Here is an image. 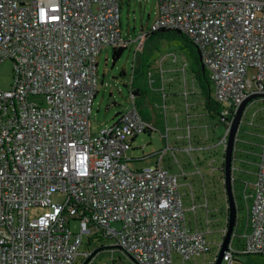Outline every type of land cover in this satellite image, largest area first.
Listing matches in <instances>:
<instances>
[{"label": "built area", "instance_id": "built-area-1", "mask_svg": "<svg viewBox=\"0 0 264 264\" xmlns=\"http://www.w3.org/2000/svg\"><path fill=\"white\" fill-rule=\"evenodd\" d=\"M124 1L0 0V67L7 60L13 63L11 87L0 89V264H91L104 250L112 252L113 264L116 257L125 264H175L176 259L178 264H198L200 258L203 264H216L229 215L224 228L215 229L220 239L213 252L208 234L214 224L199 163L206 160L214 170L215 160L207 157L211 152L196 159L192 153L220 148L228 213L229 136L240 106L252 96L257 97L243 112L231 157L234 199L236 184L242 185L245 208L236 202V222L221 264H233L241 256L264 257V124L256 123L258 112L248 119L249 107L264 101V0H157L155 22L136 39L140 48L150 35L165 29L183 34L207 73L217 112L209 120L196 77L187 76L189 58H181L182 66L175 70L184 99L183 125L176 119L177 128L189 142L190 162L185 165L191 170L179 164L180 148L170 145L168 135L160 151L145 153L143 145L141 157L129 156L139 136L157 131L141 112L149 102L138 93L142 88L134 87L135 75L131 107L97 136L91 134L100 84L98 58L107 47L129 44L121 30ZM168 58L178 60L175 54L166 56L161 67ZM148 79L152 86L151 72ZM168 80L166 85L173 79ZM164 81L160 79L158 90L166 119L172 93ZM195 95L202 101L204 124L190 102ZM211 121L216 124H208ZM220 124L222 137L214 140L217 132L210 126ZM247 126L262 129L258 152L249 149L251 141L239 137L254 135L244 129ZM240 143L246 146L240 148ZM144 161V166L135 165ZM242 174L253 180L241 181ZM190 175L200 181L201 196L195 194ZM182 185L189 189L190 209L185 208ZM56 194L65 200L55 203ZM39 208L44 212L31 217V210ZM198 208L204 210L201 220ZM190 211L194 215L188 220ZM73 221L78 223L76 232ZM237 238L241 242L236 246ZM96 239L112 243L97 248Z\"/></svg>", "mask_w": 264, "mask_h": 264}, {"label": "rangeland", "instance_id": "rangeland-1", "mask_svg": "<svg viewBox=\"0 0 264 264\" xmlns=\"http://www.w3.org/2000/svg\"><path fill=\"white\" fill-rule=\"evenodd\" d=\"M157 15V0H130L128 3H124L121 7V30H122V38L129 42L127 49L121 58L113 65V49L107 47L102 51L98 58V76L100 80L99 84V93L97 94L93 112L91 114V134L93 136H97L100 129L108 127L113 124L115 117L118 113H122L127 111L131 107L130 101V89L132 84V75H135V84L134 87H141L145 90L144 98L149 102L147 104V108L145 110V116L149 118L153 122L157 131L152 134H144L139 136L134 146L137 148L129 152V156L141 157L142 151L140 150L143 145H146L145 153H153L158 152L162 148L167 146L166 135H168L170 145H174L180 148L176 153L177 160L180 165L185 166L186 170H191V167L187 164L190 162V157L186 152V149L189 147V142H187V138L185 137L184 130L182 128H177V121L179 124L183 125V107H184V99L183 95H181L180 90L176 91V94H172L168 97L167 103L170 102V109L168 108L166 119L163 109L161 105L163 104V98L161 95V91L158 90L160 86V79L163 78L164 84L166 85L168 79H173L170 81L173 86H180L179 89H182V85L180 82V74L175 72L179 67L182 66L181 58L188 57L191 63L192 48L186 47L185 43L179 39H170L166 40V38H155V40L149 43L150 52H145V46H147V42H144L142 46L139 48L138 42L136 39L144 32L149 31L151 25L155 22ZM148 57L150 53V63L149 66H143L142 60L145 55ZM134 54L136 55V59L134 58ZM175 54L177 56V62H172V58H168L165 64L161 67V60L166 56H171ZM193 58V57H192ZM133 69L135 73L133 72ZM169 70V72H168ZM191 68H188V74H190ZM124 72L125 75L121 76V73ZM152 73L154 82L152 86L150 85V81L148 79V73ZM172 77V78H170ZM13 81V63L10 60L5 61L0 67V89L8 90L11 87ZM103 81V84H101ZM169 81V80H168ZM168 91V90H167ZM169 92V91H168ZM201 98L203 96L200 94ZM201 99V100H202ZM36 99L31 98V101H35ZM113 102H116L117 105H112ZM190 102H193L194 114L198 116V119L202 121L200 124H204L206 121L203 119L202 114L203 106L202 101L196 99V95L194 98L190 99ZM153 106V110H152ZM109 107V108H107ZM255 112H258L256 117V123L258 125L264 124V101H258L249 107L248 119ZM175 116V117H173ZM203 119V120H202ZM208 124H216V121H211ZM244 126H246L244 124ZM168 128V132H167ZM224 126L220 124L217 128L215 126L211 127L210 130L213 132L214 130L217 134L214 135V140L222 137V131ZM244 129H247L254 135H244L243 133L239 134L240 138H247L254 145L249 148L253 152H258L259 146L258 144L262 139L260 138V134H262V129L260 127H250L247 126ZM196 133L199 135L202 134V130H197ZM218 139V140H219ZM194 147L197 145L193 142L191 143ZM239 145V144H238ZM246 146V145H245ZM243 143H240V148L245 147ZM220 148H215V151L203 152L197 151L193 152L192 155L197 158V156H203L204 153L208 154L207 157L209 159H213L214 161V170H211L207 166V162H200V168L203 169V175L206 182V188L208 190L209 195V204L211 208V216L213 220V225H211V230L213 231L211 234H208V240L210 242L211 248H213V252L216 249L215 243L220 239V233L216 230H220L219 228H224L227 210H226V201H225V191H224V174L222 173V152L219 151ZM147 163L138 162L135 163L136 166H144ZM172 166L174 170H178V164L173 161ZM139 168V167H138ZM232 174V178H233ZM192 180L194 181L195 176L190 175ZM241 181H252L251 178L247 174H242L240 177ZM234 184V183H232ZM194 191L198 196L202 195V188L200 181H194ZM189 189L182 185L180 188V193L183 196V201L186 209H190L192 203L190 201V196L187 195ZM235 198L237 202V206L242 209L245 208V202L242 198V185L236 184L234 188ZM65 200L64 195L56 194L53 196V201L55 203H62ZM197 202V201H196ZM202 202V198H201ZM197 204H200L198 201ZM44 209H33L30 212L31 217H37L42 214ZM194 214L190 211L187 212V218L189 220ZM242 215V212H241ZM197 216L199 220H201L204 216V210H197ZM72 231H78V223L72 222L71 224ZM242 233V226L240 225L237 229V234L240 235ZM241 240L239 238L236 239L235 244L240 245ZM87 239L83 245L82 250L87 248ZM112 243V241L108 240H94L93 246L97 248L107 247ZM116 254V253H115ZM211 254L207 256L209 260ZM198 264H203V258L196 260ZM91 264H113L112 263V252L111 251H101L93 260ZM115 264H125L118 257H116ZM130 264V263H128ZM175 264H178V259H176ZM191 264V263H188ZM233 264H264V257L261 255H248L237 257L234 260Z\"/></svg>", "mask_w": 264, "mask_h": 264}, {"label": "trees", "instance_id": "trees-1", "mask_svg": "<svg viewBox=\"0 0 264 264\" xmlns=\"http://www.w3.org/2000/svg\"><path fill=\"white\" fill-rule=\"evenodd\" d=\"M159 37L166 38V40L179 39V40H182L185 43L186 47L190 46L192 48V55H189V56H191V63H190L191 70H190V74H194L195 75L196 81H197V88H198L200 94L203 96V99L201 98V96L199 98H200V100L202 99L204 101L205 107L210 112V116H208L209 117L208 120L211 119V118H214L215 114L217 112L215 110L214 102L210 99L211 98L210 97V83H209V80L207 78V73L202 70L201 64L199 62V59H198L195 51L193 50V47L191 46L190 42L186 38V36L183 35V34H179L177 32H174V31H166V32L154 33V34L150 35V37H148V39H146V41H145V42H147V43H145V44H147V46H145V52L146 51L150 52L149 43L151 41L155 40V38L157 39ZM126 49L127 48H123V47L118 48V49H113V54H112L113 65L121 58V56L124 54ZM145 52H144L145 55L143 56V60H142L143 66H149V64L151 66L150 53H148L149 56L147 57ZM193 59H194V61H193ZM123 75H125L124 72L121 73V76H123ZM101 82L103 83V81H101ZM166 87H167V90L169 92H171L172 94H175L176 91L178 90V87L177 86H173L172 83H168L166 85ZM138 93L140 95H142L143 97L146 94L145 90H143V89H141ZM141 112L145 116L146 112L144 110H142Z\"/></svg>", "mask_w": 264, "mask_h": 264}, {"label": "water", "instance_id": "water-1", "mask_svg": "<svg viewBox=\"0 0 264 264\" xmlns=\"http://www.w3.org/2000/svg\"><path fill=\"white\" fill-rule=\"evenodd\" d=\"M166 31H169V30L165 29V30H162L161 32H166ZM203 69H204V67H203ZM255 97H257V96H252V97L248 98L240 106L237 114L235 115V118H234V121L232 124V129H231L230 136H229V142H228V148H227V154H226V167H225L226 191H227L228 202H229V211H228L229 225H228V232H227V235L225 237L223 247H222V249L218 255V259H217L216 264L222 263L223 256L225 254V251L228 248V244H229V241L231 239V235L233 233V229H234L235 222H236L237 207H236V202L234 199L233 190H232V183H231V157H232L233 148H234V139H235V135L238 131V127H239V124L241 121V117L243 115V112H244L247 104L250 102V100H252ZM112 105H117V103L113 102ZM107 108H109V107H107Z\"/></svg>", "mask_w": 264, "mask_h": 264}, {"label": "crops", "instance_id": "crops-1", "mask_svg": "<svg viewBox=\"0 0 264 264\" xmlns=\"http://www.w3.org/2000/svg\"><path fill=\"white\" fill-rule=\"evenodd\" d=\"M129 1H130V0H125V1H124V3H128ZM124 3H123V4H124ZM181 85H182V84H181ZM177 87H178V90H180V91H182V90H183V85H182V89H179V88H180V86H177ZM149 118H151V116H149Z\"/></svg>", "mask_w": 264, "mask_h": 264}, {"label": "snow or ice", "instance_id": "snow-or-ice-1", "mask_svg": "<svg viewBox=\"0 0 264 264\" xmlns=\"http://www.w3.org/2000/svg\"><path fill=\"white\" fill-rule=\"evenodd\" d=\"M55 18V17H54Z\"/></svg>", "mask_w": 264, "mask_h": 264}]
</instances>
